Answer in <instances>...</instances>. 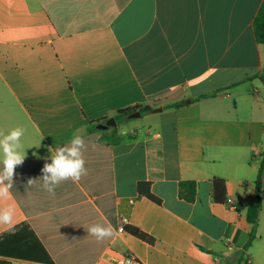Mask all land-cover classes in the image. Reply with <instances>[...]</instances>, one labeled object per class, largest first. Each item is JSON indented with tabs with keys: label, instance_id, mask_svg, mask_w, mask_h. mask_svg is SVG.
Returning <instances> with one entry per match:
<instances>
[{
	"label": "crops",
	"instance_id": "0c3cea01",
	"mask_svg": "<svg viewBox=\"0 0 264 264\" xmlns=\"http://www.w3.org/2000/svg\"><path fill=\"white\" fill-rule=\"evenodd\" d=\"M263 2L0 0V133L26 130L25 159L0 200L15 210L0 225V264H264V241L255 252L264 195L258 226L247 220L264 158V46L254 30ZM139 105L153 110L131 124V140L108 146L88 132ZM74 135L85 139L87 173L51 195L42 168ZM215 178L234 210L212 200ZM184 181L197 183L193 203L179 196ZM139 182L161 205L139 196ZM124 219L156 244L120 233ZM95 224L115 235L98 241L87 231ZM33 250L43 261L21 256Z\"/></svg>",
	"mask_w": 264,
	"mask_h": 264
},
{
	"label": "clouds",
	"instance_id": "9594fccd",
	"mask_svg": "<svg viewBox=\"0 0 264 264\" xmlns=\"http://www.w3.org/2000/svg\"><path fill=\"white\" fill-rule=\"evenodd\" d=\"M23 127H15L7 134L0 133V200L10 198V190L14 185L15 168L21 165L25 159L26 151L22 144L25 135ZM85 139L80 135H74L68 145L55 149L51 155V163H45L42 168V188L51 195H55V189L62 182L72 180L78 182L86 175V161L84 151L86 150ZM35 179H29L27 185L31 186ZM15 210L8 206L0 209V225H11L13 223ZM88 233L98 241L115 235L111 225L107 227L95 224L87 229Z\"/></svg>",
	"mask_w": 264,
	"mask_h": 264
},
{
	"label": "trees",
	"instance_id": "16d2710c",
	"mask_svg": "<svg viewBox=\"0 0 264 264\" xmlns=\"http://www.w3.org/2000/svg\"><path fill=\"white\" fill-rule=\"evenodd\" d=\"M254 30L255 35L258 43L262 46H264V2L255 18L254 21ZM181 104H174L170 105L168 107L175 108L180 107ZM153 108L149 105H139L134 106L131 108L123 109L118 111L114 118L117 122V127L110 128L108 130H98L97 126L101 123H105L108 121V118L95 121V122H89L87 125L88 132L91 133H100L102 141L108 145V146H117L122 144L126 140H131L132 138L129 136L128 138L123 137L119 132V126L123 123H126L129 121V116L135 112H142V114H148L151 113ZM264 175V158L260 164L258 177L256 181V200L253 204H251L248 208V214H247V220L248 222L253 226V228H256L259 223V217L260 213L262 211L263 207V195L264 192L262 190V179ZM211 197L212 200L216 203H226L227 202V186L226 181L223 179L215 178L211 181ZM137 190L140 197L147 198L151 200L152 202L161 205V201L153 194L152 192V185L149 182H139L137 185ZM179 196L181 199L185 200L188 203H193L196 200L197 196V183L194 181H184L181 182L179 185ZM125 231L132 235L133 237L139 239L142 242H145L149 245H155L156 240L148 235L147 233L143 232L142 230L133 227V226H127L125 228ZM254 240V235L251 236L250 241L246 245V249H249L252 245V242ZM24 259H31L33 261H43L42 257L39 255V253L36 250L32 251V254H22L21 255ZM48 264H53L50 260H45Z\"/></svg>",
	"mask_w": 264,
	"mask_h": 264
},
{
	"label": "built area",
	"instance_id": "2783aa9c",
	"mask_svg": "<svg viewBox=\"0 0 264 264\" xmlns=\"http://www.w3.org/2000/svg\"><path fill=\"white\" fill-rule=\"evenodd\" d=\"M227 202H228L229 208L231 210H234L235 207H234L232 201H227ZM123 222H124L123 223V226L119 230L120 233H124V231H125V225L128 222V220L127 219H124ZM113 261L116 264H137V260L134 257H132V256L115 257V258H113ZM244 264H252L251 257H246Z\"/></svg>",
	"mask_w": 264,
	"mask_h": 264
},
{
	"label": "rangeland",
	"instance_id": "374dc122",
	"mask_svg": "<svg viewBox=\"0 0 264 264\" xmlns=\"http://www.w3.org/2000/svg\"><path fill=\"white\" fill-rule=\"evenodd\" d=\"M138 121H139V119H129L128 122L121 124L120 125V133H121V135L124 137V136H127L129 133H131L132 132V130H131V127H132L131 124H133L134 122H138ZM260 228H261L260 229V233H261L260 235H264V223L261 224V227ZM261 237H262L261 238V243H259L261 245H259V246H256L255 245V252L256 253H259V254L262 251V248H263L262 247V244H263V241H264V236H261ZM258 239H259V237H258ZM246 257H248V256H246Z\"/></svg>",
	"mask_w": 264,
	"mask_h": 264
},
{
	"label": "water",
	"instance_id": "95a60500",
	"mask_svg": "<svg viewBox=\"0 0 264 264\" xmlns=\"http://www.w3.org/2000/svg\"><path fill=\"white\" fill-rule=\"evenodd\" d=\"M154 111L155 112H162V108L156 109ZM141 115H142L141 112L138 111V112L131 114L129 116V119H137V118H140ZM115 127H117V122H116L115 118H111L108 121H106L105 123L99 124L97 126V129L98 130H108L110 128H115Z\"/></svg>",
	"mask_w": 264,
	"mask_h": 264
}]
</instances>
